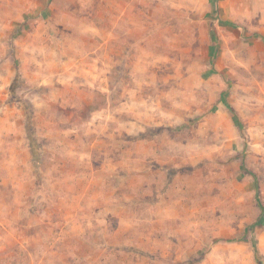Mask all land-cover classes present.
Masks as SVG:
<instances>
[{
  "label": "rangeland",
  "instance_id": "obj_1",
  "mask_svg": "<svg viewBox=\"0 0 264 264\" xmlns=\"http://www.w3.org/2000/svg\"><path fill=\"white\" fill-rule=\"evenodd\" d=\"M263 11L0 0V264H264Z\"/></svg>",
  "mask_w": 264,
  "mask_h": 264
},
{
  "label": "trees",
  "instance_id": "obj_2",
  "mask_svg": "<svg viewBox=\"0 0 264 264\" xmlns=\"http://www.w3.org/2000/svg\"><path fill=\"white\" fill-rule=\"evenodd\" d=\"M19 77H20V74L18 73L16 75V78L14 80V83L12 84V86L10 87V99L8 101H6L4 103V105H8V104H11V103H18L19 105H21L24 110L26 111V115H27V118H30V114H31V111H30V107L24 103L22 100H20L19 98H17L16 94H14L13 90L15 89V87L17 86V82L19 80ZM232 109V108H231ZM233 115L236 117V119L238 120V122L240 121L236 112L232 109L231 110ZM33 149V147H32ZM35 152H34V157H33V162L34 164H38V161L40 160V153H39V148H34L33 149ZM255 253H256V262L257 264H261V261H260V257H259V252H258V248L257 246H255Z\"/></svg>",
  "mask_w": 264,
  "mask_h": 264
},
{
  "label": "crops",
  "instance_id": "obj_3",
  "mask_svg": "<svg viewBox=\"0 0 264 264\" xmlns=\"http://www.w3.org/2000/svg\"><path fill=\"white\" fill-rule=\"evenodd\" d=\"M222 8H225V4L223 3L222 4ZM221 8V11L223 12V9ZM244 16H246V18H247V20H248V16H249V14H248V12L246 11V13L244 14ZM259 16H262V20H261V18L259 19V22L260 23H262L263 25H264V11L259 15ZM245 19V18H244ZM242 21H244L243 20V18H242ZM260 33V34H259ZM261 33H264V26L263 27H260V28H258V29H255V34H254V38H262V39H264V34H261ZM5 103V102H4ZM4 103H3V105L2 106H0V108H6L7 106H9L10 104H8V105H4Z\"/></svg>",
  "mask_w": 264,
  "mask_h": 264
}]
</instances>
